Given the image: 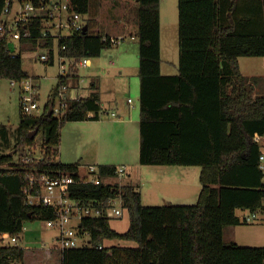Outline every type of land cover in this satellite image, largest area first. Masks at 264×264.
<instances>
[{
  "label": "trees",
  "instance_id": "1",
  "mask_svg": "<svg viewBox=\"0 0 264 264\" xmlns=\"http://www.w3.org/2000/svg\"><path fill=\"white\" fill-rule=\"evenodd\" d=\"M7 1L0 0V12ZM133 1L138 3L140 163L199 167L198 201L144 205L141 192L125 180L129 228L119 232L110 218H84L79 227L89 233L90 246L55 249L51 255L59 256L61 264H264V247L224 241L226 226L248 221L238 215L239 210L264 211V95L255 93V84L240 68L241 57H264L263 5H255L260 0H248L244 6L240 4L244 0H179V71L164 75L161 0ZM70 2L73 11L88 17L86 32L56 42L43 36V18H33L27 26L31 36L23 35L18 49H11L7 39L0 40V80L30 77L22 58L30 48L48 49L51 63L55 47L61 56L80 60L100 57L115 45L98 28L101 0ZM12 50L17 55L12 56ZM74 73L59 78L43 114L25 115L21 110L15 145L18 161L12 153L0 151V234L20 239L28 221L55 216L52 207L25 204L28 174L61 172L78 177L79 163L58 160L61 130L67 122L99 120L102 104L93 81L88 97L70 100L64 115L54 116L60 85L69 79L73 86L80 81L79 70ZM36 128L39 132L31 138ZM40 134L42 158L28 163L23 158L37 146ZM9 139V127L0 123V143ZM116 169L99 166L103 176H114ZM68 190L71 198L86 205L93 201L100 208L110 205L114 192L112 185L92 183L72 184ZM111 240L136 245L108 246ZM25 258L26 251L18 244L0 245V264H25Z\"/></svg>",
  "mask_w": 264,
  "mask_h": 264
},
{
  "label": "rangeland",
  "instance_id": "2",
  "mask_svg": "<svg viewBox=\"0 0 264 264\" xmlns=\"http://www.w3.org/2000/svg\"><path fill=\"white\" fill-rule=\"evenodd\" d=\"M110 1L105 0V3H102L104 6H100L99 8L100 23L98 24V28L103 35H113L114 37H123L124 39L119 44L112 45V47L103 50L100 57L91 59L92 66L82 68L79 74L86 82H90L94 78L101 79L103 102L106 107H110L111 103L128 107V100L133 99L135 100L133 107L139 109V100L136 96L139 92V42L136 34H134V38L132 37L133 30H129L125 25V23L131 25L135 22L138 7H134L132 3H122L111 8L107 4ZM162 6L163 70L166 74L178 73L179 0H163ZM66 17L67 15L64 13L63 22ZM53 31L56 32L57 30L54 29ZM64 33L68 34L69 30L65 29ZM46 52L48 50L42 47L30 48L22 52L25 71L30 77L37 79L39 82V102L41 105L46 103L48 97L56 88L60 72L59 60L56 56H54V60L51 63H45L40 60V56ZM240 68L243 74L250 78L252 84H255V93L264 95V57H243L240 61ZM81 78L79 79L81 80ZM131 84H134V86ZM84 92L88 94L89 91L85 90ZM20 97V85L12 86L10 79L0 80V123L7 125L10 130V139L7 142L0 143V151L12 153L15 162L19 158L15 145L17 129L20 125ZM84 131L88 136L95 132L90 125H85L83 122H67L61 130V139L67 138L71 140L75 136L85 135L83 134ZM36 141L37 146H40L41 134ZM106 143L107 151L111 152L112 155L120 154L121 150H124L122 153L124 152V156L131 162L129 166L125 165L128 169L127 173L130 174L132 172L134 177L139 178L138 181L135 179V185H139L140 183L143 186V189H138L139 191L143 190L144 205H165L162 199L165 196L163 193L175 195V191H179L178 188H173L174 184L157 189V184L155 183L157 178L159 179L162 176L172 177L177 174L175 170L186 168L187 166L142 165L140 163L141 133L135 138L131 136L130 139L126 140L124 138L122 140L121 138L116 139L111 135V138L106 140ZM77 144L78 148H80V153H83V150L88 146V142L84 138H79ZM57 150L60 156V152L62 151L61 145L57 147ZM262 164L264 166V160ZM192 167L189 166L191 170ZM187 191L190 192L189 189ZM180 194H184V192L181 191ZM191 201L193 200H188V203H192ZM193 203H196V201ZM237 213L242 219H249V221L237 226H226L224 228L225 243L228 245L236 243L244 247H264V211L252 213L250 211L239 210ZM129 225V214L126 211L121 218L111 219V226L118 231H126ZM56 237V231L47 226L46 220L28 221L17 243L26 251L25 264H61L59 256H56L55 253L51 255L58 246ZM85 239L88 240V236H85ZM115 242L124 246L136 245L130 241L115 240Z\"/></svg>",
  "mask_w": 264,
  "mask_h": 264
},
{
  "label": "built area",
  "instance_id": "3",
  "mask_svg": "<svg viewBox=\"0 0 264 264\" xmlns=\"http://www.w3.org/2000/svg\"><path fill=\"white\" fill-rule=\"evenodd\" d=\"M64 13L67 17L63 22ZM33 18H43V36L54 37L57 42L62 37L84 30L88 17L73 11L70 0H40L38 3L32 0H8L0 12V40H9L11 49H17L23 35L26 37L31 36L27 26ZM54 29L57 31L54 32ZM65 29L69 30L68 34L64 33ZM123 39V37H112V42L119 44ZM15 55H17V51L12 52V56ZM54 56L59 60L60 79L62 77L71 78L75 75L74 70L78 69L80 71L82 68L91 66L89 58L76 60L61 56L57 47H55ZM40 60L45 63L50 62L49 50L40 56ZM11 84L12 86L20 85V105L23 114L41 115L45 112L48 100L44 105L40 104L39 86L35 78L28 77L20 81L11 80ZM72 89L73 85L70 79L60 85L57 104L53 109L54 116L62 117L68 108V102L81 97L72 96ZM131 102L132 100L129 99V103ZM105 113L108 114L109 112L102 111L101 115ZM111 116L116 117L117 114L113 112ZM255 140L258 141L259 137H256ZM40 158H42V148L41 146H34L27 151L23 160L29 163ZM261 160H264V156H261ZM77 174V178L71 174L61 172L56 175L50 173H42L37 176L28 174L25 178L26 185L23 188L25 204L27 206H45L54 209L55 216L46 220V222L49 228L56 231L57 250L61 252L67 249L90 246L89 233L81 231L79 227L84 218L105 217L116 219L121 218L125 212L122 191L128 174L125 166H118L115 175L110 177L101 175L99 167L94 165L88 166L86 173L80 170ZM83 183L112 185L114 192L110 199V205L107 208H100L93 205V201L86 205L82 201L71 198L68 190L69 186ZM85 236H88V240L85 239ZM18 240L17 237H12L9 233L0 234L1 246L17 245ZM99 248L102 249L103 247L100 246Z\"/></svg>",
  "mask_w": 264,
  "mask_h": 264
},
{
  "label": "crops",
  "instance_id": "4",
  "mask_svg": "<svg viewBox=\"0 0 264 264\" xmlns=\"http://www.w3.org/2000/svg\"><path fill=\"white\" fill-rule=\"evenodd\" d=\"M105 0H101V6H104L102 3ZM161 2V56H162V67L161 71L162 74L164 75H176L177 73H164L163 70V0ZM105 3V2H104ZM122 3H132L134 7H138V3L136 1H114L111 0L107 4L111 6V8H114L118 4ZM250 2L248 0L241 1V5H248ZM260 3L263 5L264 8V0H260V2H255V5ZM126 27L129 28V30H133L132 37L134 38V34H137L138 31V22L137 19L133 24H127L125 23ZM125 27V28H126ZM106 36H111L114 37L113 35H106ZM114 38H117L116 36ZM243 58V57H241ZM240 58V61H241ZM91 61V59H90ZM92 66V62H91ZM175 67V66H174ZM80 75V74H79ZM139 76V74H138ZM81 78V77H80ZM96 82L99 86V92H100V99H101V104H102V111L104 112H109L108 114L101 115V118L99 120H85V121H80L85 123V125H90V127L93 129V132L91 135H86L85 131L83 134L85 135H80V136H75L73 139H65L62 138L60 143L62 151L60 152L59 156V161L62 162L63 164H75L79 163L80 164V170L83 173H86L88 166L94 165V166H101V165H114L116 167L122 165V166H129L131 164L130 161L127 160L126 156H124V152L120 154H111V152L107 151L106 148V140H109L111 138V135L114 136L116 139L122 140V138L130 139V137H137L139 136L140 133V106L139 109L134 108L133 105L135 103V100H133L131 103L128 104L129 106L126 107L124 105H119L117 103L110 105V107H106L103 102V95H102V81L101 79H92L90 82H86L85 79L81 78L79 83L76 86H73V89L71 91L72 96H81V97H88L92 93V89L90 88L92 82ZM36 83L39 86V82L36 79ZM134 86V84H131ZM139 85V92L136 94L137 99L139 100L140 97V80L138 81ZM85 90H88V94H85ZM115 112L117 114L116 117H112L111 114ZM133 128V129H132ZM136 131V132H135ZM132 132V134H131ZM79 138H84L88 142L87 148L83 150V153H80V148H78L77 141ZM131 166V165H130ZM173 167H179V166H173ZM186 167V166H183ZM187 168V169H186ZM186 168H179V170L176 171V175L170 177H159L157 178L156 183L157 184V189H162L163 186L164 188L167 187L170 184H174L175 186L173 188H178L179 191H175V195L172 193H166L164 192L163 195H165L163 199V204H192L194 201H198V196L199 192L201 189L199 177H200V172L201 169L197 166H193L192 170L187 166ZM127 169V168H126ZM128 170V169H127ZM128 177V178H127ZM127 179L125 180L133 183V185L136 187L137 190L140 188L143 189V186L139 183V185H135V179L138 181V177H134L132 172L130 174H127ZM192 186V188H191ZM139 188V189H138ZM141 189V190H142ZM190 190L188 192L187 190ZM181 191L184 192V194H180ZM142 194V198L144 197L143 190L140 191ZM193 200L191 201L192 203H188V200ZM181 202H186V203H181ZM195 204V203H193ZM249 221V220H248ZM129 227H127L128 229ZM116 230V229H115ZM118 231V230H117ZM119 232H125V231H119ZM120 241V240H119ZM110 243L107 241L108 246L112 245H118L115 240H111ZM121 245V244H119Z\"/></svg>",
  "mask_w": 264,
  "mask_h": 264
},
{
  "label": "water",
  "instance_id": "5",
  "mask_svg": "<svg viewBox=\"0 0 264 264\" xmlns=\"http://www.w3.org/2000/svg\"><path fill=\"white\" fill-rule=\"evenodd\" d=\"M86 30H87V27H85L84 32H86ZM38 132H39V129L36 128V129L32 132V134H31V138H34V137L38 134Z\"/></svg>",
  "mask_w": 264,
  "mask_h": 264
}]
</instances>
